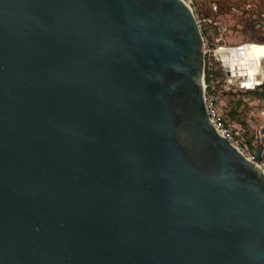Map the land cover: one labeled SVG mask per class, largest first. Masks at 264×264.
Here are the masks:
<instances>
[{
	"label": "water",
	"instance_id": "1",
	"mask_svg": "<svg viewBox=\"0 0 264 264\" xmlns=\"http://www.w3.org/2000/svg\"><path fill=\"white\" fill-rule=\"evenodd\" d=\"M203 62L184 0H0V264H264Z\"/></svg>",
	"mask_w": 264,
	"mask_h": 264
},
{
	"label": "rangeland",
	"instance_id": "2",
	"mask_svg": "<svg viewBox=\"0 0 264 264\" xmlns=\"http://www.w3.org/2000/svg\"><path fill=\"white\" fill-rule=\"evenodd\" d=\"M191 11L207 19L205 38L210 47L231 48L245 43L264 45V0H184ZM260 50H254L260 55ZM264 60V58H263ZM264 70V61H263ZM237 83L224 86L220 107L233 115L247 139L261 143L264 127V81L254 92ZM230 111V112H229Z\"/></svg>",
	"mask_w": 264,
	"mask_h": 264
},
{
	"label": "built area",
	"instance_id": "3",
	"mask_svg": "<svg viewBox=\"0 0 264 264\" xmlns=\"http://www.w3.org/2000/svg\"><path fill=\"white\" fill-rule=\"evenodd\" d=\"M194 18L198 27L207 25V19L194 14ZM204 44V62L202 73V85H203V98L205 107L210 119V122L216 131V133L228 141L246 160L260 167L264 172V144L261 153V162L255 160L256 149L252 145L246 143L242 137L243 131L236 122L225 119L220 107L221 95L223 93V87L231 85L234 82H230L232 76L240 78H246L248 75L247 67L249 63L245 60V52L238 50L240 46L225 48L226 51H221L220 46L210 47L208 41L203 38ZM264 46L263 44H258ZM224 48V47H223ZM237 49V50H234ZM221 52H226L228 57V73L224 69L221 61ZM234 53L235 56L231 57L230 54ZM242 54V55H241ZM264 55V54H263ZM262 55V57H263ZM253 61V60H250ZM249 61V62H250ZM257 61V60H256ZM259 61L256 62V65ZM231 63H234L233 65ZM260 86V85H258Z\"/></svg>",
	"mask_w": 264,
	"mask_h": 264
},
{
	"label": "bare ground",
	"instance_id": "4",
	"mask_svg": "<svg viewBox=\"0 0 264 264\" xmlns=\"http://www.w3.org/2000/svg\"><path fill=\"white\" fill-rule=\"evenodd\" d=\"M260 50V55L258 52H255L254 50ZM221 51H226L227 49L221 47ZM237 50V49H234ZM238 50H242L245 52V60L250 63V60H253L255 62L259 61L256 66L254 67H247L248 75L246 78H240L237 76H232L230 79V82L237 83L241 87H248V86H258L261 85L264 81V70H263V58H264V46L251 44V43H245L241 45V48ZM263 55V57H262ZM257 60V61H256Z\"/></svg>",
	"mask_w": 264,
	"mask_h": 264
},
{
	"label": "trees",
	"instance_id": "5",
	"mask_svg": "<svg viewBox=\"0 0 264 264\" xmlns=\"http://www.w3.org/2000/svg\"><path fill=\"white\" fill-rule=\"evenodd\" d=\"M206 26H207V25H204V26L201 27V30H200V31H201L202 36L205 35V28H206ZM259 87H260V86H248V87H242V88H240V89H241V90H244V91H246V92H254V91H255L257 88H259ZM226 93H227V91H225V92L223 91V95L226 94ZM229 112H230V111H229ZM222 113H223V111H222ZM223 116H224L225 119H228V120H231V121H234V122L238 123L237 120L233 119L234 117H233V115H231V114H224V113H223ZM242 131H243V130H242ZM242 137H243L244 141H245L246 143L252 145V147H253L254 149L258 146V144H257V145H254L253 143H251V141L245 137L244 133L242 134Z\"/></svg>",
	"mask_w": 264,
	"mask_h": 264
}]
</instances>
